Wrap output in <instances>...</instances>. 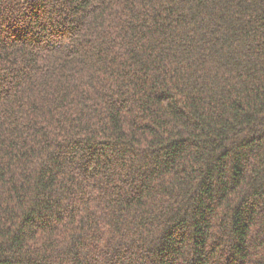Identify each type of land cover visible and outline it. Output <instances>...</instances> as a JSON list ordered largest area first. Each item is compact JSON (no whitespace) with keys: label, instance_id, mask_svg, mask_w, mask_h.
Masks as SVG:
<instances>
[{"label":"trees","instance_id":"1","mask_svg":"<svg viewBox=\"0 0 264 264\" xmlns=\"http://www.w3.org/2000/svg\"><path fill=\"white\" fill-rule=\"evenodd\" d=\"M0 264H264V0H0Z\"/></svg>","mask_w":264,"mask_h":264}]
</instances>
